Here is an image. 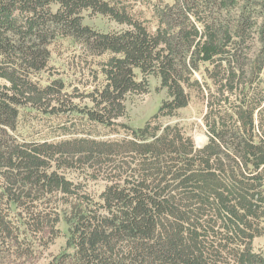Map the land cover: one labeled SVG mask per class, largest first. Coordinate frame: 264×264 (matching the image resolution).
I'll list each match as a JSON object with an SVG mask.
<instances>
[{
    "label": "trees",
    "instance_id": "trees-1",
    "mask_svg": "<svg viewBox=\"0 0 264 264\" xmlns=\"http://www.w3.org/2000/svg\"><path fill=\"white\" fill-rule=\"evenodd\" d=\"M86 11L128 29L96 31L84 24ZM156 13L153 33L105 0H0V77L21 88L0 92V250L20 237L7 213L15 205L31 230L64 218L74 254L50 264H264L253 246L264 237V0H176ZM61 38L91 56L110 55L91 122L116 124L129 96L150 93L151 76L168 100L144 128L124 126L130 140L18 143L21 96L36 91L33 77L48 69L49 48ZM202 64L236 104L207 115L210 140L197 149L177 126L157 135L153 125L188 106ZM77 162L115 176L100 203L52 169ZM58 195L65 212L49 208Z\"/></svg>",
    "mask_w": 264,
    "mask_h": 264
},
{
    "label": "rangeland",
    "instance_id": "rangeland-1",
    "mask_svg": "<svg viewBox=\"0 0 264 264\" xmlns=\"http://www.w3.org/2000/svg\"><path fill=\"white\" fill-rule=\"evenodd\" d=\"M105 1L125 9L133 19L155 33L161 26L156 9L164 5H173L176 0ZM53 9L56 10L57 7L54 6ZM83 14L84 24L96 31L111 33L128 29L127 25L118 24L108 17L91 16L90 11ZM49 49L51 60L48 69L33 77L32 83L36 91L21 96L25 100L23 106L19 108L17 130L12 134L20 144H57L80 139L107 142L130 140L132 134L124 126L135 130L144 128L158 114L162 103L168 100L166 91L160 89V79L151 76L149 77L150 93L129 96L125 103L126 115L116 120V124L105 127L91 122L88 113L95 107L91 96L105 86L104 70L110 55L91 56L80 45L65 38L56 40ZM246 57L248 56L245 54V59L242 61L245 70H248ZM207 69L212 68L208 64H202L200 71L194 76V81H198V84L187 88L190 95L188 106L155 122L153 128L157 135H161L167 125L177 126L179 132L185 138H190L197 149L208 144L210 130L207 125V115L227 113L225 110L234 106L236 101L228 98L224 88L209 78ZM141 78L140 72H137V79L141 80ZM53 86L54 94L42 96V89ZM15 87L11 82L0 77V92L21 91V88ZM52 165V169L57 171L58 175L77 187L73 191L79 193L81 198L88 196L93 204L101 202V194L105 187L111 184L108 183V179L115 177L110 176L104 169H99L98 166H89L82 162L74 163V166L70 167L61 165L59 167L54 163ZM61 198V196L54 197L49 208L65 212L68 205L65 203V198L58 202ZM67 201L73 200L68 198ZM92 208L98 207L92 206ZM7 213L13 226L19 227L17 232L20 237L16 242L13 241L15 244L0 250V264H50L60 255L74 254V250L67 244L70 232L64 218L55 223L53 229L48 226L46 231H38L24 225L29 217L22 208L11 205ZM253 246L256 252L264 253V237L255 239Z\"/></svg>",
    "mask_w": 264,
    "mask_h": 264
}]
</instances>
